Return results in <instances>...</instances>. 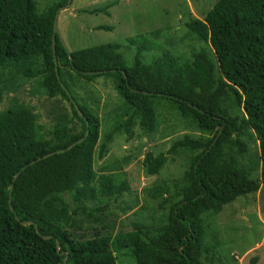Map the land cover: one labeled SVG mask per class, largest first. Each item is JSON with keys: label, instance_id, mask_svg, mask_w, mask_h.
I'll return each mask as SVG.
<instances>
[{"label": "trees", "instance_id": "1", "mask_svg": "<svg viewBox=\"0 0 264 264\" xmlns=\"http://www.w3.org/2000/svg\"><path fill=\"white\" fill-rule=\"evenodd\" d=\"M38 2L0 0V103L24 77L36 82L31 96L64 105L50 109V126L17 97L0 109V264H118L121 250L127 264H204L205 213L218 214L259 188L264 197V0H215L203 18L186 21L191 37L210 48L192 49L190 56L142 34L129 38L136 48L129 64L119 43L68 50L58 36L55 63L53 20L67 0ZM153 47L159 53L143 62L141 52ZM100 75L113 77L123 100L118 119L102 134L98 114L75 92L82 80ZM155 99H166L202 133L185 134L167 152L145 153L146 175L160 173L169 154L187 160L178 178L144 190L161 211L155 223L77 234L75 218L95 220L100 203L128 189L122 168L129 157L100 168L95 158L106 155L116 133L157 128ZM247 136L257 138L258 154L248 149ZM59 149L65 151L36 160Z\"/></svg>", "mask_w": 264, "mask_h": 264}, {"label": "rangeland", "instance_id": "2", "mask_svg": "<svg viewBox=\"0 0 264 264\" xmlns=\"http://www.w3.org/2000/svg\"><path fill=\"white\" fill-rule=\"evenodd\" d=\"M214 1L71 0L57 16L58 39L68 50L101 43H119V51L128 64L136 53L135 45H130L128 39L141 34L153 40L155 44L162 45L166 42L175 55L190 56L192 49L210 48L191 37L185 22L192 17L203 18ZM52 2L58 0H39L38 4L42 7ZM157 30L161 33L155 37L152 32ZM156 48L142 51L141 60L152 61L154 55L159 53ZM210 57H213V54H210ZM32 86H36L33 79L27 80L24 77L17 79L14 90L9 89L10 91L4 93L0 109L8 107L13 96L17 97L20 101L34 106L41 114L40 122L44 126H50L48 115L50 109L61 108L64 102L38 94L31 96ZM75 92L98 114L101 134L110 130L114 121L118 119L119 108L123 104L114 87L113 77L100 75L89 82L82 80L80 86L75 87ZM154 101L158 113L157 128L145 132L135 126L131 136L124 132L116 133L108 144L106 155L103 158H95V167L100 168L125 156L129 157V161L123 164L122 168L128 189L121 197L112 199L108 204L105 201L100 203L98 207L104 209L97 213L95 220L75 218L77 221L75 225L80 226L75 230L77 234L89 237L95 229L104 230L103 226L107 225L110 226L108 230L115 233L131 230L137 222L155 223L154 219L161 211L156 208V203L148 198L144 190L157 181L169 182L178 178L187 166V160L184 155L169 154L167 163L160 173L146 175L142 167L145 153L167 152L172 142L185 134L197 138L202 133L195 125L187 123L177 115L174 109L169 108L166 99ZM244 141L251 152L258 154L256 137L247 136ZM254 175L258 176V172ZM205 214L204 244L207 248L201 255L204 264H264V197L261 188L225 204L218 214L210 215L211 212ZM124 252L125 250L118 251V264L128 263V259L122 256Z\"/></svg>", "mask_w": 264, "mask_h": 264}, {"label": "water", "instance_id": "3", "mask_svg": "<svg viewBox=\"0 0 264 264\" xmlns=\"http://www.w3.org/2000/svg\"><path fill=\"white\" fill-rule=\"evenodd\" d=\"M70 3H71V0H67L66 4L60 6V7L56 10L55 15H54L53 29H52V49H53V55H54V62H55V63H56V56H55L54 41H55V36H58L57 16H58L59 12H60L62 9H65ZM86 73H88V72H86ZM75 106H76L75 108H76V110L78 111L79 115L83 116V114H82L81 110L78 108V106H77V105H75ZM80 141H82V139H79V140L76 141V142L78 143V142H80ZM75 144H76V143H75ZM73 145H74V143L71 144V145H69V146L67 147V149H70ZM64 151H65V149L55 150V151H53V152H49V153H46V154L43 155V156L38 157L36 160H41V159H43V158H45V157H49V156H51V155L54 154V153H61V152H64ZM36 160H33L31 163H34ZM17 175H18V173L14 176V179L16 178ZM25 223L28 224V223H30V222H29V221H24V224H25ZM45 238H46V237H45ZM56 245H57V248H58V247H59V244L57 243Z\"/></svg>", "mask_w": 264, "mask_h": 264}]
</instances>
